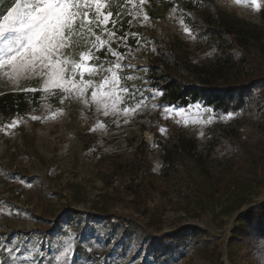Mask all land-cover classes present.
<instances>
[{"label": "rangeland", "instance_id": "1", "mask_svg": "<svg viewBox=\"0 0 264 264\" xmlns=\"http://www.w3.org/2000/svg\"><path fill=\"white\" fill-rule=\"evenodd\" d=\"M216 1L261 21L264 0H257L259 9L252 0ZM9 2L0 0V13ZM109 2L114 16L122 13L118 21L125 20L126 32L139 34V44L128 37L124 61L137 67L121 75L137 77L124 83L150 90L147 99L141 111L126 118L104 116L95 104L75 98L61 103L43 94L40 106L26 115L0 116V264H264L239 221L241 214H257L264 205V117L258 116L264 110L232 113L229 119L202 101L179 106L162 95L153 99L150 92L159 90L151 87L145 70L155 37L179 36L192 51L199 47L187 11L174 0H146L142 6L134 0L149 16L144 22L142 15L128 14L127 0ZM14 6L15 0L0 23ZM181 17L192 35L183 31ZM15 27L0 36V44L17 34ZM113 30L123 36L118 25ZM117 43L112 48L124 53ZM255 58L264 77V55ZM39 85L38 79L21 83ZM259 85L256 91L264 95V82ZM7 90L11 85L0 81V92ZM140 100L137 95L120 107ZM167 106L185 111L166 113ZM14 119L18 123L9 127ZM229 126L236 128L240 150L221 166L208 149L216 133ZM180 137L196 140L201 157L175 169L165 161L164 144ZM166 234L177 235L171 247L152 244ZM257 248L264 249V240Z\"/></svg>", "mask_w": 264, "mask_h": 264}, {"label": "trees", "instance_id": "2", "mask_svg": "<svg viewBox=\"0 0 264 264\" xmlns=\"http://www.w3.org/2000/svg\"><path fill=\"white\" fill-rule=\"evenodd\" d=\"M9 1L0 17L12 5L13 0ZM173 3L186 9V22L196 32L199 47L192 51L179 36L155 37L156 49L148 58L145 70L151 87L161 91L162 99L174 105L189 106L202 101L224 113L263 111L264 95L260 96L256 90L262 88L259 84L264 82V77L255 55H264V8L259 13L261 21L255 22L216 0H174ZM149 13L154 15L151 8ZM117 25L119 33L124 35L125 20L118 21ZM129 40L134 41L131 36ZM2 93L5 94L0 96V116L4 117L26 115L43 100L41 92L13 94L12 90H7ZM260 115L264 117V112ZM235 129L233 126L222 128L210 142L208 156L215 157L213 161L221 166L228 164L240 150ZM257 131V135H262L261 128ZM164 151L168 166L175 169L183 167L190 158L201 157L196 140L186 137L168 141ZM257 209V214L251 210L241 214L239 221L246 226L243 232L251 248L256 244L258 258L263 260L264 249L259 250L257 245L264 240V205ZM176 237V234H166L154 238L152 244L166 249L173 245Z\"/></svg>", "mask_w": 264, "mask_h": 264}, {"label": "snow or ice", "instance_id": "3", "mask_svg": "<svg viewBox=\"0 0 264 264\" xmlns=\"http://www.w3.org/2000/svg\"><path fill=\"white\" fill-rule=\"evenodd\" d=\"M145 3L146 0H139L140 6ZM252 3L259 9L257 0H252ZM127 4L132 5L128 14L133 19L142 15L144 22L149 21L148 14L143 13L134 0H127ZM111 8L109 0H15V6L8 11L4 22L0 23V36L12 25H16L17 33L0 44V81L11 85L13 94L34 95L41 92L44 98L59 97L61 103L75 98L86 105L95 104L104 116L111 114L128 118L135 115L142 110L147 99L144 93L150 90L129 87L124 81L137 77L121 74L126 68L137 67L124 61L129 50L128 37L135 39L137 44L140 43V37L130 32L117 36L113 29L122 13L118 11L114 16ZM128 23L131 26L132 21ZM180 23L183 31L192 35L191 29L183 24V17ZM109 24L112 28H109ZM117 41L118 48H125L124 53L112 48V43ZM104 49L105 59L102 60L99 53ZM109 55L114 59H108ZM140 70L145 69L141 67ZM86 74L88 79H85ZM94 77H99V80ZM33 79L40 81L39 87H21L23 81ZM4 94L0 92V96ZM150 94L153 99L163 95L159 91H151ZM137 95L141 97L139 103L132 107H120ZM164 111L182 113L185 110L167 106ZM204 111L212 110L206 108ZM227 118H233V114L228 113ZM17 123L14 119L9 127ZM165 131L161 128V132ZM5 250L11 253L15 248Z\"/></svg>", "mask_w": 264, "mask_h": 264}]
</instances>
